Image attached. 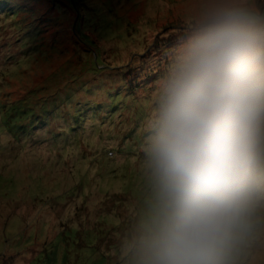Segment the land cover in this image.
Listing matches in <instances>:
<instances>
[{"label": "rangeland", "instance_id": "1", "mask_svg": "<svg viewBox=\"0 0 264 264\" xmlns=\"http://www.w3.org/2000/svg\"><path fill=\"white\" fill-rule=\"evenodd\" d=\"M38 1L0 0V104L36 106L0 115V264H137L156 89L201 0ZM263 1L250 0L261 21ZM124 72L149 85L138 101L110 98ZM239 264H264V226Z\"/></svg>", "mask_w": 264, "mask_h": 264}, {"label": "clouds", "instance_id": "2", "mask_svg": "<svg viewBox=\"0 0 264 264\" xmlns=\"http://www.w3.org/2000/svg\"><path fill=\"white\" fill-rule=\"evenodd\" d=\"M156 93L137 264H239L264 226V23L250 0H201Z\"/></svg>", "mask_w": 264, "mask_h": 264}, {"label": "trees", "instance_id": "3", "mask_svg": "<svg viewBox=\"0 0 264 264\" xmlns=\"http://www.w3.org/2000/svg\"><path fill=\"white\" fill-rule=\"evenodd\" d=\"M40 6H43L42 0H39L37 2L36 8L41 9ZM263 8H264V5L260 8V10H262ZM261 23H264V20H262ZM131 56H133V55H131ZM169 63L166 64V65L164 64L163 68H166V66H169ZM121 64H124V63H121ZM118 67H120V66H118ZM168 69H169V67H167V69H165V72L163 71V74H161V78H163L167 74ZM150 70H151V68L149 69V73H150ZM122 71L123 70H120L119 72H122ZM149 73H148V75L152 79V83H154L157 80V78L159 77L160 74H159V72L157 73L156 71H153L150 74ZM115 81L116 82L113 83L114 87L111 88L109 91L112 94L111 97H110L111 100L114 101V102H117V103L120 101V99H119L120 96L127 97V99L129 98V100H132V101L137 100V97H138L137 90L138 89H147L146 87L149 86L147 82H144L143 80L139 81L138 76L130 75L128 72H124L123 74L119 73V75L115 74ZM60 86L61 85L59 84V87ZM56 95H58V94H56ZM114 96H116L117 98H115ZM145 98L146 97H143V99H139V100H144ZM49 104H51V103H47L45 105H42L40 109L37 108L38 109V113L39 112L40 113L39 114L37 113L35 118L40 119V121H39L40 124L39 125H41V124L42 125L43 124L44 125L45 124L46 125L49 124V121H50L49 120V115H51V112L53 110L52 109L53 108V104H52L51 110H49V108H48ZM32 107H36V106L35 105H28L27 102H23V100L22 101H18V102H14V103H11V104H8V103L7 104H0V115L4 116V119H5L6 122H8V120L10 119L12 114H14V116L18 115V119H20V117L22 115H24V114H26V116H29V118H30V115H32L31 113H35L36 114L35 109L32 108ZM33 119H34V117H33ZM25 120L28 123H30L27 119H25ZM73 127L74 126H71V132H73V130H75V128H73ZM59 134L60 133H55L53 135L54 140H56V138L59 137ZM141 193H149L150 194V196L147 199H145L146 200V202H144L145 204L144 203L143 204H144V206H148L147 209H150V210L154 211V207H155V204H156V192H141ZM142 201H144V200H142ZM147 218H148V220H150V216H145V215L143 216L141 212H138L136 221H137V223L139 221V223H142L143 225H147V223H148V221L146 220Z\"/></svg>", "mask_w": 264, "mask_h": 264}]
</instances>
